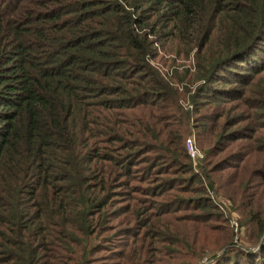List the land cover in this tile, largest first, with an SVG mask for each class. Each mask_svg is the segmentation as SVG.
Returning a JSON list of instances; mask_svg holds the SVG:
<instances>
[{
  "label": "trees",
  "instance_id": "obj_1",
  "mask_svg": "<svg viewBox=\"0 0 264 264\" xmlns=\"http://www.w3.org/2000/svg\"><path fill=\"white\" fill-rule=\"evenodd\" d=\"M120 230L115 264H264V0H0V264Z\"/></svg>",
  "mask_w": 264,
  "mask_h": 264
},
{
  "label": "rangeland",
  "instance_id": "obj_2",
  "mask_svg": "<svg viewBox=\"0 0 264 264\" xmlns=\"http://www.w3.org/2000/svg\"><path fill=\"white\" fill-rule=\"evenodd\" d=\"M180 102H181V100H180ZM185 103H187V101H186V98L184 96L183 97V105H185ZM170 122H171V120L168 121L167 124L170 125L171 124ZM187 139H190L192 141V145L197 152L196 159H191L188 156L190 158V161H191L190 164L193 166L194 163L197 162V160L202 157V153L198 147L196 137L192 133L186 134L184 136L183 147H185V141ZM138 160H140V159H138ZM182 178H185V175H182ZM130 184L144 185L145 183H139L137 181L131 180ZM181 184L182 183H180V185ZM175 194L177 196L190 195V193H184L181 191H176ZM213 201L216 204V207L228 217L229 225H230V222L232 220L235 221L236 224H238L237 223V215L232 209H230L229 202L226 199L222 198L221 196H214ZM211 222H213V221H211ZM124 226L125 225L121 224V225H118L116 228H123ZM224 226H225V230L227 231V229H229V228L227 227V225H224ZM183 230L185 232H188L187 228H183ZM225 230L223 229V227L218 228V232L220 235H222L225 232ZM103 236L104 237H103L102 241H100L101 249L97 253H95L97 257L94 259L93 263H96V264H115L116 262L119 261V259H117L114 254L123 248V246L120 244L124 243L125 241L129 242L130 237H128V235L126 233H122L121 230L116 231L114 234L112 233V231L106 232ZM240 238H241V236H239V234H238V239L236 240V243L237 244L238 243L244 244V242ZM231 240H232V237H231ZM127 246L125 247V250H126ZM206 257H207V255L203 254V256H200L195 260H191L190 262L192 264H208V259ZM203 258H205V260L201 261ZM175 261L177 262V260H175Z\"/></svg>",
  "mask_w": 264,
  "mask_h": 264
},
{
  "label": "built area",
  "instance_id": "obj_3",
  "mask_svg": "<svg viewBox=\"0 0 264 264\" xmlns=\"http://www.w3.org/2000/svg\"><path fill=\"white\" fill-rule=\"evenodd\" d=\"M185 149H186V152L188 154V156L191 158V159H196V155H197V152L196 150L194 149L193 145H192V141L190 139H187L185 141ZM230 226L232 227V231L234 233V241L236 240V236H237V232H238V227H237V224L235 221H231L230 222ZM205 258H203L201 261H204Z\"/></svg>",
  "mask_w": 264,
  "mask_h": 264
}]
</instances>
